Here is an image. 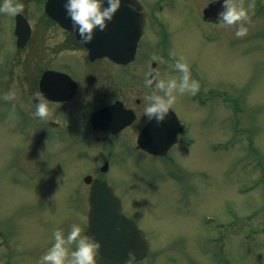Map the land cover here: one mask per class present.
I'll list each match as a JSON object with an SVG mask.
<instances>
[{
	"label": "rangeland",
	"instance_id": "374dc122",
	"mask_svg": "<svg viewBox=\"0 0 264 264\" xmlns=\"http://www.w3.org/2000/svg\"><path fill=\"white\" fill-rule=\"evenodd\" d=\"M208 1L142 0L160 10V24L153 18L157 29L147 27L142 35L137 60L125 72L126 89H133L139 64L153 55L164 80L180 76L173 59L183 57L202 95L177 96L173 108L196 142L175 146L168 167L158 171L160 164L138 150L126 161L121 152L111 160L106 178L151 243L138 264H264V0H244L245 8L254 7L242 38L235 36L238 25L203 20ZM24 7L37 47L18 49L15 16L0 14V264H39L54 231L67 236L73 224L85 235L89 186L82 175L104 159L82 125H61L67 133L54 135L47 124L57 117L56 103L45 120L33 115L36 106L22 104L21 93L3 99L22 85L24 74L34 80L46 67L78 63L59 55L54 43L64 35L56 24L43 32V4ZM141 73L144 89L145 67Z\"/></svg>",
	"mask_w": 264,
	"mask_h": 264
},
{
	"label": "water",
	"instance_id": "95a60500",
	"mask_svg": "<svg viewBox=\"0 0 264 264\" xmlns=\"http://www.w3.org/2000/svg\"><path fill=\"white\" fill-rule=\"evenodd\" d=\"M67 0H47L46 12L63 26L72 29L77 37L82 40L77 29L73 27L72 20L67 15L65 4ZM223 0L211 2L205 8V17L218 18L223 10ZM145 23V10L138 0H122L121 7L114 18L108 22L104 31L95 30L91 42H86L89 56L92 60L97 57L108 56L117 62L127 63L134 59L138 40L143 33ZM16 34L18 45L24 46L31 34L28 20L22 15H17ZM155 69V64H153ZM46 89L49 97H59L57 81L62 75L56 71H47L44 74ZM45 88V86H44ZM68 97V96H66ZM112 112L111 108L100 110L98 113ZM96 116L95 118H97ZM179 121L176 114L170 110L163 122L153 119L141 132L139 144L155 153H164L165 150L176 140L179 130ZM117 131L126 125H111ZM103 125H98L102 129ZM107 168L105 165L104 170ZM86 182L92 181L90 194V210L88 213L89 227L86 235L93 236L102 243L98 261L101 264H127L129 252H135L137 260L143 258L149 248V242L136 222L127 217L119 196L106 181L92 179L90 175L85 177Z\"/></svg>",
	"mask_w": 264,
	"mask_h": 264
},
{
	"label": "clouds",
	"instance_id": "9594fccd",
	"mask_svg": "<svg viewBox=\"0 0 264 264\" xmlns=\"http://www.w3.org/2000/svg\"><path fill=\"white\" fill-rule=\"evenodd\" d=\"M122 0H67L65 8L68 17L73 22V27L78 30L82 42H91L95 30L104 31L121 7ZM223 10L218 14V23L221 28L237 26L236 38L247 35L248 28L245 24L250 20V10L254 4L244 6V0H223ZM24 11V5L20 0H3L0 4V14L16 16ZM175 57V51L170 52ZM153 61H159L156 55L151 57ZM180 73L178 78L161 79L159 71L149 66L145 74V87L152 88L153 92L148 95L147 106L144 115L149 120L163 122L170 110L177 102L178 95L192 94L199 91V83L191 78L190 67L183 57H180L174 65ZM162 93V95L158 94ZM36 110L34 116L40 119H48L50 115L49 100L41 92L34 94ZM10 101L15 99V93L9 92L3 97ZM86 219V218H85ZM54 243L51 248L40 258L39 264H99L98 256L102 243L95 237L82 234V228L73 224L67 236L61 230L53 233ZM75 245V249L72 246ZM127 264H138L135 252H129Z\"/></svg>",
	"mask_w": 264,
	"mask_h": 264
},
{
	"label": "flooded vegetation",
	"instance_id": "af4514ba",
	"mask_svg": "<svg viewBox=\"0 0 264 264\" xmlns=\"http://www.w3.org/2000/svg\"><path fill=\"white\" fill-rule=\"evenodd\" d=\"M20 1L24 5L25 2L30 0ZM208 21L219 24L213 20ZM43 28V32H45L46 29L45 27ZM60 29H62L64 35L63 39L54 43L55 46L61 47L59 55L78 56L79 60L72 68L64 66L63 64H57V66L49 67V69H56L69 73L77 81V88L69 100L55 102L59 110L56 114L57 117L50 120V123L47 125H90V128L92 129V125H95V123L91 119V114L95 110L108 106L116 101H121L124 107L132 109L135 113L134 121L118 133L109 132L107 139L98 143L100 149L102 147V151L103 149L105 151L104 158L109 162V168L105 173L110 172L111 160L115 157L119 158L118 155L120 152L121 160L125 161L127 158L133 156L135 151H141L160 163V167L157 169L160 171L159 169L168 167V162L173 163L175 160L174 154L170 153L175 146L182 145L183 147L188 148L194 145L193 142L191 145L185 144L189 135L194 136L191 129L188 127L185 135L179 134V141L171 146L167 155L158 156L141 149L136 144L137 135L143 126L149 121L148 117L144 115V108L149 103L146 97L153 92V89H141L139 86L142 74L141 70L145 67V71H147V61H143L139 64L140 67L136 70V75L139 79L136 82H133V89H126L125 72H127V64H117L108 58H100L95 61H90L87 58V50L84 44L77 40L72 32L63 29L62 27H60ZM40 78L41 77L39 76V78L31 80L29 76L24 75L22 78L18 79V81L22 83V85L18 87L21 90L16 91L15 89H12V92L21 93L20 97L23 105L33 107V105L38 102L34 98V94L36 92H41L39 84ZM30 83H33L32 87L30 86ZM29 97H31L34 104L30 103ZM100 154L103 155L104 152H101ZM99 165L101 166V164ZM100 166L94 167L95 176L105 179V173L100 171ZM165 171L170 173L172 170L167 168ZM151 173H153V171H151Z\"/></svg>",
	"mask_w": 264,
	"mask_h": 264
}]
</instances>
